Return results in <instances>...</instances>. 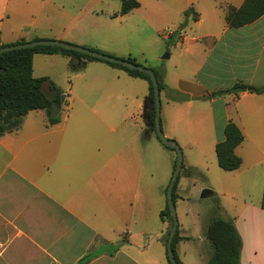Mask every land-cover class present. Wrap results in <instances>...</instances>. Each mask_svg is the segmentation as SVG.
Segmentation results:
<instances>
[{
  "label": "crops",
  "instance_id": "1",
  "mask_svg": "<svg viewBox=\"0 0 264 264\" xmlns=\"http://www.w3.org/2000/svg\"><path fill=\"white\" fill-rule=\"evenodd\" d=\"M136 1L139 7L120 15V9L108 8L113 0H0V47L53 39L110 55L119 51L90 38L105 33L97 25L102 18L121 20L137 11L147 30L157 35L191 19L188 32L178 27V33L167 35L175 38L180 63L160 79L161 130L181 149L184 171L193 172L187 178H202L200 188L211 192L219 216L232 220L241 241L239 264H264V93L211 96L238 83L264 88V15L232 28L226 10L244 0ZM41 55L71 60L60 53L34 54L32 75ZM79 59L75 78L84 70L132 77L107 63ZM118 81L103 83L115 88ZM93 82L79 80L78 91ZM126 83L142 87L138 81ZM67 92L73 95L75 86ZM148 92L137 97L138 110L119 127L102 125L77 95L71 102L76 108L64 112L59 122L50 125L44 110H33L19 130L0 136V264H168L164 238L169 223L160 218L163 209H149L150 132L141 140L136 116ZM228 122L243 137L234 150L241 163L233 171L219 168L215 154ZM209 210L204 221L198 214L197 234L189 223L178 222L173 251L182 264L207 263L211 245L205 227L215 209Z\"/></svg>",
  "mask_w": 264,
  "mask_h": 264
},
{
  "label": "rangeland",
  "instance_id": "2",
  "mask_svg": "<svg viewBox=\"0 0 264 264\" xmlns=\"http://www.w3.org/2000/svg\"><path fill=\"white\" fill-rule=\"evenodd\" d=\"M108 8L111 10L113 9L114 12H116L120 9V2L118 0H113ZM139 15V12L132 11L126 18H122L121 20H118V18L113 19L112 17L111 19L108 17L102 18L97 25L100 29H103L105 33L101 32L98 35L90 36V38L93 40L99 39L107 44L106 48L119 51L118 53H110L111 56L119 59L130 57L135 59L138 64L154 70L160 80L168 68H174V66L180 63V58L175 50V38L173 36L171 38L167 36L168 33H178V27H181L182 29L187 28L186 32H188V27L192 20L190 19L189 22L187 21L186 23L185 19L176 27L167 26V28L161 32V35H157L152 31L147 30ZM91 50L99 51L97 49ZM39 57L34 60L33 75L34 77H47L59 90L62 103V109L60 112L61 117L67 110L76 108L75 100L73 103L71 102L72 99L79 95L85 99L86 108L94 110L96 114L101 117L102 125L108 126V124H110L112 127H119L121 126V120L124 117H127L130 112L133 113L138 110V100H140V98L137 97L141 93L148 92V83L145 82V80H138L125 75L118 76L117 74H115L114 77L106 74H98L97 72L88 74L86 70L80 72V77L75 78L73 77V73L77 71L72 69L70 62L69 64L65 63L58 56H45V59L41 58L42 55ZM110 78L120 80L115 88L104 86L103 81ZM79 80L81 83L88 80L90 82L95 80L96 82H93V86H84L85 90L80 89L78 91L77 83ZM126 81H138V83H141L142 87L130 86ZM73 86H75V93L73 95H68L67 90ZM44 89L49 93L46 84L44 85ZM117 94L123 96L119 101H117V98H113ZM102 95L109 96V99L102 97ZM140 102L139 115L136 116L139 117V123L141 124V128H143L141 140L145 141L147 138L146 127L143 121L145 98H142ZM149 145L151 173L149 209H164L166 205V192H164L162 187L169 183L170 170L172 162L174 158H176V151L165 147L159 139H157L153 131H150ZM183 168L180 170L177 182L178 185H181V191L179 193L177 192L179 197L174 203L177 222L189 223L191 232L197 234L199 233V230L195 224H197L198 221V214H202V221L208 219L211 216L209 209L216 208V206L213 207L215 199L214 197L200 198L203 188L207 189L206 187L200 188L204 185V180H202V178H197L195 180L187 178V175L185 174L186 171H184L185 168ZM162 172H165L164 179L162 177ZM215 210H213L212 217L217 214L219 215Z\"/></svg>",
  "mask_w": 264,
  "mask_h": 264
},
{
  "label": "trees",
  "instance_id": "3",
  "mask_svg": "<svg viewBox=\"0 0 264 264\" xmlns=\"http://www.w3.org/2000/svg\"><path fill=\"white\" fill-rule=\"evenodd\" d=\"M120 2V15H124L130 10L139 7V3L136 0H120ZM189 13L190 9L185 11V17H187ZM262 15H264V0H244L238 8H227L225 21L229 27L238 28L252 23ZM55 53L67 55L71 58L76 56L84 60L101 61L72 50L46 45H40L27 49L11 50L0 54V136L5 133H11L19 130L24 116L29 111L44 110L46 122L50 125L60 121V112L62 109L60 99L61 93L47 77L35 78L32 75V57L34 54ZM126 60L138 64L133 58L128 57ZM101 62L124 70L132 77L146 80L149 87L146 100L153 99L152 83L147 74L137 70L128 69L118 64L105 61ZM152 71L157 79L158 88L161 90L163 88L162 83L160 82L157 73L154 70ZM45 84L49 93H47L44 89ZM226 92H249L259 94L264 93V88L260 89L247 84L238 83L230 89L214 92L211 96ZM150 116L153 121V109L150 112ZM151 131L154 132L153 125L151 126ZM242 138L240 130L234 123L228 122L225 125L224 140L216 143L215 145V154L219 168L224 171H233L239 167L241 161L240 158L235 155L234 150L242 141ZM182 168L183 164L181 166V169ZM185 174L187 176H191L193 172L187 171ZM177 182L178 177L172 190V200L174 203L177 197L175 194ZM260 207L264 210V189ZM215 209L218 213V205ZM160 218L162 221H168L170 224L164 238V242L166 244L167 235L172 224L167 205H165V208L160 212ZM205 236L211 245V255L206 264H239L238 257L241 241L232 220L224 219L217 214L207 223L205 227ZM178 240L179 237L176 231L172 241V248H174V244ZM174 258L177 264H182L175 252ZM168 264H170L169 261Z\"/></svg>",
  "mask_w": 264,
  "mask_h": 264
},
{
  "label": "water",
  "instance_id": "4",
  "mask_svg": "<svg viewBox=\"0 0 264 264\" xmlns=\"http://www.w3.org/2000/svg\"><path fill=\"white\" fill-rule=\"evenodd\" d=\"M40 45L57 46L60 48L72 50V51L90 56L92 58H95L101 61L118 64V65H121L131 70H137V71L143 72L149 76L150 81L152 83L153 99L145 100V103H144L143 121L146 127V134L151 131V126L153 125L154 133L156 137L159 139V141L164 146L173 148L176 151L175 166L172 171L169 183L166 187V205L169 209L172 224L170 226V229L167 235L165 247H166V255H167V259L169 263L177 264L174 258V251L172 248V241H173V238L177 231V226H178L177 216H176V211H175V204L172 200V190L177 180V177L179 176L181 166L183 164V156H182L181 149L179 148L177 143L174 140L167 138L161 130L159 88H158V83H157V79L155 77L154 72L148 67L135 64L126 59L115 58L111 55H108V54H105V53H102L96 50H91L85 47H81L78 45L70 44L67 42L59 41V40H53V39H36V40L28 41V42H20V43H16L12 45L1 46L0 54L7 52V51H11V50L27 49V48L40 46ZM70 66L72 68L79 67L80 59L76 56L72 57L70 61ZM152 109L154 110L153 121L151 120V116H150V112ZM209 195H211V192L208 189H204L201 191L200 198H206Z\"/></svg>",
  "mask_w": 264,
  "mask_h": 264
}]
</instances>
